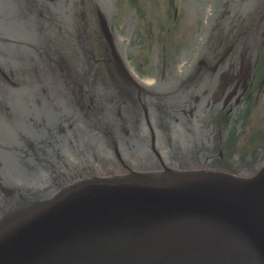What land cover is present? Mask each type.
Masks as SVG:
<instances>
[{
  "label": "water",
  "instance_id": "95a60500",
  "mask_svg": "<svg viewBox=\"0 0 264 264\" xmlns=\"http://www.w3.org/2000/svg\"><path fill=\"white\" fill-rule=\"evenodd\" d=\"M43 1L45 18L0 14V264H264V162L241 176L173 168L159 156L160 170L55 176L45 187L49 180L37 177L40 161L27 156L31 141L40 146L38 127L30 121L9 127L4 111L20 121L26 105L36 109V90L100 88L102 74L117 70L102 34L121 66L145 78L144 88L167 89L174 108L188 64L179 60L167 77L143 68L120 0ZM26 4L30 9L34 1ZM212 7L190 0L194 15L196 8L209 15ZM32 43L39 49L29 59ZM75 128L87 145L98 146L97 132ZM156 142L169 165L189 163L179 160L177 147Z\"/></svg>",
  "mask_w": 264,
  "mask_h": 264
},
{
  "label": "flooded vegetation",
  "instance_id": "af4514ba",
  "mask_svg": "<svg viewBox=\"0 0 264 264\" xmlns=\"http://www.w3.org/2000/svg\"><path fill=\"white\" fill-rule=\"evenodd\" d=\"M33 1L30 9L26 0H11V5L5 2L0 4V14L20 17L35 12L42 17L44 1ZM208 2L213 6L209 15L200 8L194 15L184 0L187 30L169 49L163 44L158 56L166 65H175L178 59L188 64L180 75L179 91L183 96L177 107L167 98V89L127 87L132 82L122 67L119 74H110L120 81L108 88H103V83H108L104 73L100 88L36 90V109L26 105L17 117L20 121L4 111V122L9 127L21 126L24 121L38 127L40 146L31 141L32 153L27 151V156L34 155L41 169L52 177L155 169L159 167V156L165 159L158 138L172 150L178 148L179 160L189 162L180 167L254 174L264 160V126L256 125L254 119L264 97V0ZM168 3L172 17H166V8L165 18L175 22L177 9L173 0ZM156 21L155 16L154 25ZM158 25L165 33L171 32L164 30L161 22ZM35 44L26 58L37 55ZM108 51L117 62L113 49L105 43L106 55ZM169 73L158 75L167 77ZM9 75L3 73L4 79L9 81ZM59 102L61 109L56 105ZM78 124L101 136L98 146L87 145L79 138L75 128ZM237 160L245 166L232 165Z\"/></svg>",
  "mask_w": 264,
  "mask_h": 264
},
{
  "label": "rangeland",
  "instance_id": "374dc122",
  "mask_svg": "<svg viewBox=\"0 0 264 264\" xmlns=\"http://www.w3.org/2000/svg\"><path fill=\"white\" fill-rule=\"evenodd\" d=\"M168 2L169 0H120L132 49L143 68L154 73L170 72L177 65L179 59L175 61V65L170 64L173 66L171 70V66L159 61L158 56H161L163 44H166L167 49H169L181 40L182 34L188 27V19L185 13V11L187 12V6L183 7L184 0H173L174 7L177 9L175 22L168 21L165 18V9L169 4ZM169 9L167 10L169 15L166 17L171 19L172 11ZM155 16L157 21L154 25ZM160 22L163 24L164 30L168 29L171 32L165 33L158 25ZM182 38L184 39V37ZM262 107H264V97L260 99L257 107L259 109L254 114L256 115L254 117L255 124L261 125L263 128L262 116H264V109ZM235 164L245 166L241 160L235 161Z\"/></svg>",
  "mask_w": 264,
  "mask_h": 264
},
{
  "label": "bare ground",
  "instance_id": "6f19581e",
  "mask_svg": "<svg viewBox=\"0 0 264 264\" xmlns=\"http://www.w3.org/2000/svg\"><path fill=\"white\" fill-rule=\"evenodd\" d=\"M186 5L188 6V9L190 10V0H185ZM237 143H240V139ZM264 161V160H263Z\"/></svg>",
  "mask_w": 264,
  "mask_h": 264
}]
</instances>
